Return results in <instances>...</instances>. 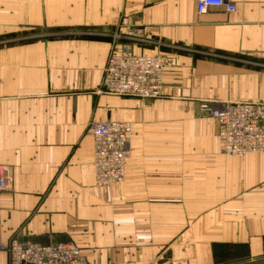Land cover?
I'll return each instance as SVG.
<instances>
[{"label":"crops","instance_id":"crops-1","mask_svg":"<svg viewBox=\"0 0 264 264\" xmlns=\"http://www.w3.org/2000/svg\"><path fill=\"white\" fill-rule=\"evenodd\" d=\"M226 2L236 10L199 15L197 0H0V165L13 177L0 264L15 240L73 242L90 264H264V153L225 155L204 109L264 102V0ZM115 42L175 58L160 99L101 92ZM93 120L134 129L126 178L108 188Z\"/></svg>","mask_w":264,"mask_h":264},{"label":"built area","instance_id":"built-area-1","mask_svg":"<svg viewBox=\"0 0 264 264\" xmlns=\"http://www.w3.org/2000/svg\"><path fill=\"white\" fill-rule=\"evenodd\" d=\"M212 8L234 12L226 0H197V12ZM134 34V33H132ZM138 34V33H136ZM116 40H123L118 35ZM176 66L169 55L137 54L129 43L115 42L109 54L101 83L107 95L156 100L163 96L165 72ZM218 124L220 150L228 156L244 157L264 153V102H238L219 110H209ZM88 132L94 141L93 168L97 185L108 188L122 183L131 160L133 125L123 121H91ZM13 177L6 165H0V192H6ZM10 264H90L73 242L50 244L15 240L7 248Z\"/></svg>","mask_w":264,"mask_h":264},{"label":"rangeland","instance_id":"rangeland-1","mask_svg":"<svg viewBox=\"0 0 264 264\" xmlns=\"http://www.w3.org/2000/svg\"><path fill=\"white\" fill-rule=\"evenodd\" d=\"M27 38H28V35L26 36V35H24L23 37H20V38H18L17 40H19V42H21V40H27ZM7 41V42H6ZM6 41H4V42H2V44H4V43H7V44H9V43H15V42H17V41H8V40H6Z\"/></svg>","mask_w":264,"mask_h":264},{"label":"water","instance_id":"water-1","mask_svg":"<svg viewBox=\"0 0 264 264\" xmlns=\"http://www.w3.org/2000/svg\"><path fill=\"white\" fill-rule=\"evenodd\" d=\"M50 244H60L58 242H54V243H47V244H43L44 246H49Z\"/></svg>","mask_w":264,"mask_h":264}]
</instances>
